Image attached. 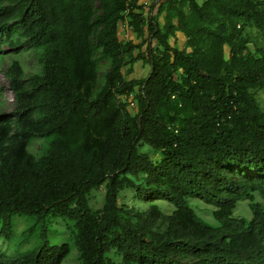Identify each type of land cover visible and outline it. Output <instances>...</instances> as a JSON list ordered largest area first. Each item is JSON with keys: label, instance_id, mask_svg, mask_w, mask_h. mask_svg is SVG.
<instances>
[{"label": "trees", "instance_id": "1", "mask_svg": "<svg viewBox=\"0 0 264 264\" xmlns=\"http://www.w3.org/2000/svg\"><path fill=\"white\" fill-rule=\"evenodd\" d=\"M251 31L264 42V0H0L14 98L0 114V240L17 216L38 237L0 264H62L54 218L71 224L80 264H264V44ZM127 189L174 210L128 208ZM242 200L249 220L234 216Z\"/></svg>", "mask_w": 264, "mask_h": 264}, {"label": "rangeland", "instance_id": "2", "mask_svg": "<svg viewBox=\"0 0 264 264\" xmlns=\"http://www.w3.org/2000/svg\"><path fill=\"white\" fill-rule=\"evenodd\" d=\"M141 1H146V0H141ZM124 35H126V32L124 33ZM249 35L252 39L253 45L261 46L262 44H264V42L256 35L255 32L251 31ZM178 37L179 38L177 40V44L182 46L184 41L183 37L181 35H178ZM170 43L171 45H174L175 41L171 39ZM2 50L7 51L8 48L2 46ZM3 56H4L3 61L2 62L0 61V114L1 113L7 114L12 110V107L14 105V98H13V93L9 89L8 82L6 81L3 75V70L10 62L12 56L8 54H4ZM16 58L22 63L27 73L38 70L35 57L29 52H25L23 48H21V51L19 53H16ZM100 66H101L100 67V74H101L104 71H106L107 67L103 63H101ZM148 72H149V67L147 65L145 66L142 63H137L135 65V71L133 76L134 77L146 76ZM42 144H43L42 140H40L39 138H35L32 140L29 149L31 152L38 154L41 150ZM144 150H147V148H145ZM103 195H104V187H100L92 190L89 196V205L92 209H98L102 206ZM255 200L256 202L261 203L264 207V200H262L261 197L258 196V194H255ZM188 202L191 204L192 209L195 211L198 217H200L206 224H209L211 226H217V223L212 216L213 207L204 204L202 201L196 198H189ZM119 203L123 204L124 206H127L128 208H135L138 210H146L151 205H155L165 215L171 214L172 211L174 210V207L165 200L159 199V200H154L152 202H145L143 200H140L136 197L134 191L129 189L124 190L120 194ZM234 216L239 218H244L247 220L251 219L252 214L249 208V202L247 200H242L237 204V207L234 210ZM30 222H32V220L29 218L18 217V216L15 217L13 221L14 238L12 239V241L9 242L2 241L1 239L0 252H5L6 254L10 255L18 251H25L36 245L38 242L37 235L26 239L25 229L28 227ZM70 226H71L70 223L61 220L59 218H54L48 227L47 235L50 243L53 245H62L65 243L70 244L69 254L67 255L66 259L63 261L62 264H80L78 260L77 248L69 240L71 233L69 232ZM115 262H118V259H116Z\"/></svg>", "mask_w": 264, "mask_h": 264}, {"label": "built area", "instance_id": "3", "mask_svg": "<svg viewBox=\"0 0 264 264\" xmlns=\"http://www.w3.org/2000/svg\"><path fill=\"white\" fill-rule=\"evenodd\" d=\"M127 29V28H126ZM128 30V29H127ZM126 36V35H125Z\"/></svg>", "mask_w": 264, "mask_h": 264}]
</instances>
